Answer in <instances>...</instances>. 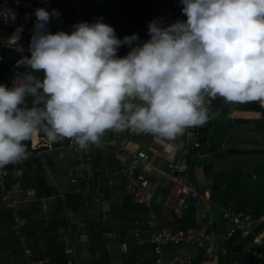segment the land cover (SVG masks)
I'll return each mask as SVG.
<instances>
[{"label": "clouds", "instance_id": "clouds-1", "mask_svg": "<svg viewBox=\"0 0 264 264\" xmlns=\"http://www.w3.org/2000/svg\"><path fill=\"white\" fill-rule=\"evenodd\" d=\"M180 3L187 19H154L143 43L138 33L121 40L102 17L52 33L59 11L37 8L31 55L17 62L31 71L11 88L0 84V169L26 158L24 141L39 132L80 149L99 146L109 130L163 143L208 122L216 97L264 107V0ZM123 45L130 51L120 57Z\"/></svg>", "mask_w": 264, "mask_h": 264}, {"label": "crops", "instance_id": "crops-1", "mask_svg": "<svg viewBox=\"0 0 264 264\" xmlns=\"http://www.w3.org/2000/svg\"><path fill=\"white\" fill-rule=\"evenodd\" d=\"M103 4V0H89V23L102 17L101 22L108 24V18L101 15ZM182 7L180 0H171L168 4L162 1L157 17L168 25L173 24L177 17L183 18ZM56 21L70 29L66 33L70 34L74 30L59 16V19L52 18L47 25L48 31L55 29ZM72 23L77 24L75 15ZM34 26L35 23L30 27L31 37ZM9 30L0 20V32ZM136 33L139 34L138 42L143 43L142 37L147 35L146 28ZM129 51L130 47L123 45L117 55L123 57ZM30 55V52L5 50L0 63V76L9 75L15 69L31 71L25 66H17L18 61ZM263 110L259 102L226 103L222 97L213 100L210 112L214 115L209 120L204 144L193 154L190 165L192 181L200 193L194 205L195 217L199 227L206 231L208 243L205 246L194 243L168 245L162 254L164 264H173L171 259L176 255L191 257L194 264H226L218 237L226 231L227 224L221 216L220 206L213 201L214 179L217 173H231L239 180L247 178L249 183L252 181L250 176L254 165L264 161L263 155L238 151L264 149V117L261 123L257 121L263 116ZM116 135L120 136V147L144 152L154 165L169 172L179 156L185 133L175 140L162 143L147 133L109 130L105 132L99 146L92 145V152L85 164L77 163L74 150L69 148L65 149L64 158L60 156L59 148L67 144L64 138L55 142L53 149L45 147L32 151L20 186L7 166L0 169V264H49V259L42 257L45 239L41 236L40 228L36 231L41 239L33 247L27 235L29 225L25 228L28 253L18 234L17 220L25 219L27 224L32 222L34 227L40 222L62 218L66 219L68 225V234L62 239L68 264H148L152 260L149 264H154V252L146 253L148 242H142L139 238L147 239L158 229L159 223L171 220L172 214L165 207L171 184L163 176L158 177L155 170L138 164L140 173L156 183L157 190L145 217L138 211L132 214L136 221L126 220V207L128 202H133L126 194L121 171L131 161L119 148L110 145V139ZM40 139L46 137H41L39 133L32 137L33 150ZM71 170L75 173L77 183L72 182L69 174ZM10 190H13L11 202L14 207L2 199L3 194ZM151 215L154 216L156 227L148 224ZM203 215L206 216L203 218ZM97 235L98 240H94Z\"/></svg>", "mask_w": 264, "mask_h": 264}, {"label": "built area", "instance_id": "built-area-1", "mask_svg": "<svg viewBox=\"0 0 264 264\" xmlns=\"http://www.w3.org/2000/svg\"><path fill=\"white\" fill-rule=\"evenodd\" d=\"M54 0H0V20L10 28L7 32H0V63L3 61V52L5 50H16L17 52H26L31 43V25L35 23V10L37 8H44L46 11H51V4ZM75 11V18L77 23L88 22L89 0H67ZM184 15L181 21L186 20ZM52 18L50 19L51 22ZM49 22V23H50ZM144 42L150 39L149 34L144 35ZM21 70L15 69L6 76H0V84L9 88L13 86L18 74H22ZM219 98V97H216ZM215 98V99H216ZM213 100H211V104ZM210 104V106H211ZM209 121L202 126L189 128L185 130V136L180 145V152L177 160L173 163L172 169L165 172L154 165L150 158L144 152H134L126 150L119 146L120 136L116 135L110 139V145L119 148L123 155L131 162L124 165L121 175L125 182L126 194L131 197L134 204L144 205L150 208L157 190V184L152 183L149 178L139 171L138 164L146 166L156 171L157 176H163L170 182V187L165 199V207L171 212L173 216L178 219H183L191 206H194L200 198V193L194 185L191 178L190 159L194 151H198L204 144L205 129L208 127ZM105 136V134H104ZM54 143H49L46 139H40L32 151H38L42 148H54ZM72 149L75 152L76 162L85 164L87 158L92 152V145L87 149H80L73 140L67 142L66 145L61 146L60 156L65 157V149ZM28 151V150H27ZM28 151L29 155L22 158L15 164H10L7 168L10 173L18 180L17 184L20 186L21 180L25 174L24 168L27 159L33 153ZM70 177L73 183H77L75 173L71 170ZM13 190L7 191L3 194L2 199L9 202L10 207H14L11 202ZM220 213L223 221L227 224V229L224 233L219 235L218 242L221 246V253L228 258V264H246L254 257H264V241L254 238V243H245L243 251L240 255L235 253L230 254L225 244L235 236L245 238L252 234L258 224L259 220L254 218L249 211L237 210L229 203L226 207H220ZM206 215H203V218ZM148 222L151 227H156L154 216ZM27 221L25 219L17 220V231L22 239V244L29 253V246L27 245V235L25 228ZM142 242H148L154 247L155 261L154 264H164L162 254L164 248L168 245H180L183 243H194L198 246H205L208 243L207 234L204 228L192 226L188 228H173L170 226H163L152 232L147 239L139 238ZM173 264H194L191 257L182 258L179 255L171 259Z\"/></svg>", "mask_w": 264, "mask_h": 264}, {"label": "trees", "instance_id": "trees-1", "mask_svg": "<svg viewBox=\"0 0 264 264\" xmlns=\"http://www.w3.org/2000/svg\"><path fill=\"white\" fill-rule=\"evenodd\" d=\"M103 8L101 15L108 18V25L112 26L118 38L121 40L125 36L132 35L141 29L146 28V34H148V25L154 19H158L159 9L162 1L168 4L171 0H103ZM53 9H56L60 13V18L64 22L73 27L72 18L75 15V11L67 0H54L51 4ZM166 24V23H165ZM168 25V24H166ZM39 78H43V71L41 70L37 74ZM27 106L32 107V97L27 98ZM258 107V106H257ZM259 110H262L259 107ZM264 112V110H263ZM263 116L257 121L261 123ZM256 121V122H257ZM209 126V124H208ZM208 127L204 130L205 134ZM41 137H46L43 132H39ZM69 139L65 138V142ZM37 143L39 142L36 141ZM28 151H32V138L28 141H24ZM197 151H194V154ZM238 152L261 154L264 160V149L261 150H240ZM192 159V157H191ZM190 159V165H191ZM252 181L243 188L244 179H237L231 173H217L214 179L213 185V201L220 207H226L229 203L237 210L249 211L254 218L259 220V224L252 229V234H249L245 238L235 236L231 240L227 241L228 252L230 254L240 255L243 251L245 243H251L254 238L264 241V161L254 165V171H252ZM75 201V199L73 200ZM69 208V206H68ZM127 215L126 220L131 219L136 221L132 214L141 211L143 217L148 213L149 208L136 205L128 202L126 207ZM140 218L141 216L138 215ZM140 218V219H143ZM171 220L163 224L159 223V227L165 225L172 226L173 228H188L192 226L199 227L197 218L195 217V208L191 206L183 219H178L172 215ZM27 226V235L31 246H35L41 239L37 234V229L40 228L41 236L45 239L44 251L42 252L43 258L49 259V264H68V256L65 252V245L62 243V239L68 234V225L65 218L49 220L46 222H40L33 227L30 222ZM94 240H98V235L94 236ZM148 252H154V247L150 243ZM35 250V249H34ZM224 261L228 264V258L224 256ZM264 261V257H254L246 264H261ZM149 261V263H152ZM148 263V264H149ZM105 264H110L106 262Z\"/></svg>", "mask_w": 264, "mask_h": 264}, {"label": "rangeland", "instance_id": "rangeland-1", "mask_svg": "<svg viewBox=\"0 0 264 264\" xmlns=\"http://www.w3.org/2000/svg\"><path fill=\"white\" fill-rule=\"evenodd\" d=\"M88 8H89V5H88ZM182 18V17H181ZM181 18H179V17H177V19H174L173 20V22L172 23H175L176 21H181ZM54 27H55V29L54 28H51L50 29V32H52V33H56V32H58V31H66V30H69L70 31V29L69 28H67V27H65V26H63L62 25V23H60V21H56L55 22V24H54ZM72 32V31H71ZM243 183H245L246 185H245V187L249 184V182H248V180H247V178H244V182ZM127 222V221H126ZM127 230H131V229H129V228H126ZM132 232V231H131Z\"/></svg>", "mask_w": 264, "mask_h": 264}, {"label": "bare ground", "instance_id": "bare-ground-1", "mask_svg": "<svg viewBox=\"0 0 264 264\" xmlns=\"http://www.w3.org/2000/svg\"><path fill=\"white\" fill-rule=\"evenodd\" d=\"M27 51H29V47H28Z\"/></svg>", "mask_w": 264, "mask_h": 264}]
</instances>
